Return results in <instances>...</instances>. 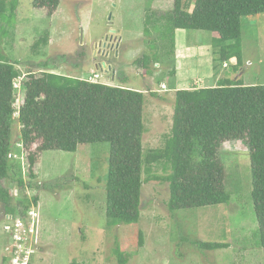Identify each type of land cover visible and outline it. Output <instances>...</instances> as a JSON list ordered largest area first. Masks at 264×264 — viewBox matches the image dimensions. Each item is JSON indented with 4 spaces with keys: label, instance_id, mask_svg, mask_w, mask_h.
Here are the masks:
<instances>
[{
    "label": "rangeland",
    "instance_id": "obj_1",
    "mask_svg": "<svg viewBox=\"0 0 264 264\" xmlns=\"http://www.w3.org/2000/svg\"><path fill=\"white\" fill-rule=\"evenodd\" d=\"M6 1L9 14L12 0ZM193 1L184 0L185 9L191 11ZM173 6L174 0H61L51 16L47 9L34 8L31 0H20L12 23L2 24L8 36L0 40V54L17 63L24 74L40 71L48 64V70L54 73L142 90L145 159L150 151L164 148L172 133L178 88L174 85L179 60L175 58L176 46H186L185 52L191 58L197 49L199 56V50L213 35L177 30L173 49L170 40L161 36L163 32L170 34L167 15ZM241 22L243 68L236 71L233 65L225 69L227 74L215 72L216 81L220 74L221 79H243L247 85L262 86L264 14L242 18ZM146 28L150 35L145 34ZM43 39H48V45L34 48ZM154 48L158 64L152 63L148 69L135 64L144 55H154ZM222 66L218 62L216 69ZM21 81H16L19 106L25 95ZM207 86L196 80L187 90ZM20 130L18 120H14L12 142L20 139ZM110 150L109 143H97L81 145L76 153L42 154L40 172L34 180L35 186H40L36 195L41 250L36 264H120L117 246L127 264H264L251 196V160L243 143H226L221 152L231 195L228 204L173 212L168 206L169 183L149 181L142 188L140 220L131 226H110L107 218L105 189ZM22 173L25 179L29 176L28 172ZM170 173L171 166L165 162L150 168L145 165L143 179L167 177ZM12 195L16 197L15 192ZM5 215L0 204V264H6L9 244ZM139 233L143 234V246L139 244ZM200 242L227 243L229 247L202 250Z\"/></svg>",
    "mask_w": 264,
    "mask_h": 264
},
{
    "label": "trees",
    "instance_id": "obj_2",
    "mask_svg": "<svg viewBox=\"0 0 264 264\" xmlns=\"http://www.w3.org/2000/svg\"><path fill=\"white\" fill-rule=\"evenodd\" d=\"M31 1L34 8L47 9L51 16L61 4V0ZM19 2L11 1L8 14L7 1L0 0V40L8 36L2 24L12 23ZM259 14H264V0H194L191 11L185 9L184 0H174L167 15L170 34L163 32L161 36L170 40L174 49L177 30L210 32L215 62L224 65L236 60L238 71L243 67L241 20ZM145 34H151L148 28ZM41 45L47 46L48 39L39 40L34 48ZM154 51L135 64L144 69L158 64L159 55ZM17 66L0 54V204L6 215H26L32 206L39 207L36 194L40 186H35L34 180L44 152L76 153L81 145L97 143L111 145L105 189L110 226L139 222L142 188L149 181L169 183L168 206L173 212L228 204L231 195L221 152L226 143L241 142L251 160V196L264 248V85H246L243 79L228 78L214 87L177 91L171 136L164 148L150 151L144 159L143 91L54 73L48 64L25 74ZM21 79L25 95L18 109L15 84ZM14 120L21 126L18 142L27 155L29 181L24 180L20 163L9 159L10 153L20 152L12 142ZM159 162L170 165L171 173L144 180V166L150 168ZM14 191L17 197H13ZM29 192L32 197H28ZM139 244L144 245L142 233ZM199 245L210 251L229 247L219 242ZM115 253L120 264H127L119 246Z\"/></svg>",
    "mask_w": 264,
    "mask_h": 264
},
{
    "label": "built area",
    "instance_id": "obj_3",
    "mask_svg": "<svg viewBox=\"0 0 264 264\" xmlns=\"http://www.w3.org/2000/svg\"><path fill=\"white\" fill-rule=\"evenodd\" d=\"M95 78L98 77L95 75ZM90 81L97 82L93 79ZM15 88H17L16 84ZM15 106L18 109L21 107L18 103ZM15 116L18 117L19 113H16ZM18 141L15 144L18 145L20 152L10 153L9 159L18 161L23 172H29L30 167L25 149ZM24 180L29 181V176L26 179L24 178ZM14 192L17 197L18 192ZM39 213L38 207L32 206L26 215H5L4 230L9 237V244L6 247V264H36L35 261L38 259L41 250Z\"/></svg>",
    "mask_w": 264,
    "mask_h": 264
},
{
    "label": "crops",
    "instance_id": "obj_4",
    "mask_svg": "<svg viewBox=\"0 0 264 264\" xmlns=\"http://www.w3.org/2000/svg\"><path fill=\"white\" fill-rule=\"evenodd\" d=\"M212 44L213 36L211 38H208V45L202 48V50H199V56L197 55V49H194L196 54L194 57L192 56V58L188 55L187 52H185L186 46L183 48L179 45L176 46L177 51L175 58L179 60L177 62V65L175 66L176 77L174 79L176 81L174 82V85L178 86V88L175 89V92L176 90L179 91L184 89H191L189 87H191V85L194 86L196 80H201L202 82L209 84V86L205 88L214 87L218 84V81H216L217 73L215 72L226 73L225 69L233 65V70H235V66L237 64L236 60H231L229 63H225L222 67H219L218 70L216 69L217 63L215 62L214 49ZM219 76L220 74H218L217 80H222L223 78L221 79Z\"/></svg>",
    "mask_w": 264,
    "mask_h": 264
}]
</instances>
